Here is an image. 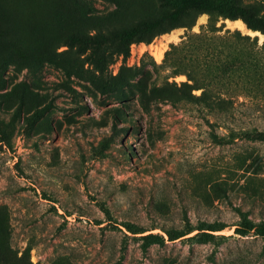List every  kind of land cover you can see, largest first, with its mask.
I'll use <instances>...</instances> for the list:
<instances>
[{"label": "rangeland", "instance_id": "rangeland-1", "mask_svg": "<svg viewBox=\"0 0 264 264\" xmlns=\"http://www.w3.org/2000/svg\"><path fill=\"white\" fill-rule=\"evenodd\" d=\"M172 9L0 0V264H264V236L235 232L243 214L264 220V58L221 37L264 33L225 16L210 32L193 10L116 52L123 31ZM214 222L208 240L187 237Z\"/></svg>", "mask_w": 264, "mask_h": 264}, {"label": "trees", "instance_id": "trees-1", "mask_svg": "<svg viewBox=\"0 0 264 264\" xmlns=\"http://www.w3.org/2000/svg\"><path fill=\"white\" fill-rule=\"evenodd\" d=\"M173 9L166 18H158L139 22L138 24L123 31L119 36L117 42L113 45L118 54H122L124 58L130 56L131 45L136 42H150L156 35L168 32L179 25L187 26V24H180L182 16L186 12L200 11L209 13V21L207 23V31L215 32L221 30L224 24L218 25L220 16L230 17L232 19L242 18L249 29L260 31L264 33V0H254L247 4H242L238 0H167ZM195 22H192L193 25ZM229 35H223L225 39L233 38L235 42L244 47H249L250 52L253 53L255 61L261 57L264 58V41L258 44V36H251L244 34L239 29L231 31L226 29ZM97 39L96 48H102V45L107 41L106 34L102 30H97L95 33ZM72 43L79 42V45L85 47L88 44V38L85 39L78 33L70 36ZM241 64V62H239ZM264 66V63L262 62ZM203 91L202 94H204ZM246 100H240L239 103H245ZM260 107H263L261 105ZM45 107L39 109L42 111ZM264 108V107H263ZM264 133V131H260ZM246 135H252V132L246 131ZM263 138V137H262ZM127 228L134 233H143L146 230L137 228L132 224H126ZM225 227L221 222H214L208 224L207 227H200L197 232L187 236L189 239L197 241H206L211 235L210 231L220 230ZM196 228L191 224H187L183 229H168L165 230L167 237L159 232H148L141 235L143 245L148 246L152 243L164 244L167 240H175L180 237L192 233ZM251 231L256 234L264 236V220L254 222L247 215L243 214L240 223L235 226V232L245 235Z\"/></svg>", "mask_w": 264, "mask_h": 264}, {"label": "bare ground", "instance_id": "bare-ground-1", "mask_svg": "<svg viewBox=\"0 0 264 264\" xmlns=\"http://www.w3.org/2000/svg\"><path fill=\"white\" fill-rule=\"evenodd\" d=\"M234 21H236V23L240 26V27H242L243 29L244 28H247V26H246V24H245V22L243 21V20H241V19H235ZM254 32V31H253ZM255 32H260V31H255Z\"/></svg>", "mask_w": 264, "mask_h": 264}, {"label": "water", "instance_id": "water-1", "mask_svg": "<svg viewBox=\"0 0 264 264\" xmlns=\"http://www.w3.org/2000/svg\"><path fill=\"white\" fill-rule=\"evenodd\" d=\"M251 31H253V30L251 29Z\"/></svg>", "mask_w": 264, "mask_h": 264}]
</instances>
